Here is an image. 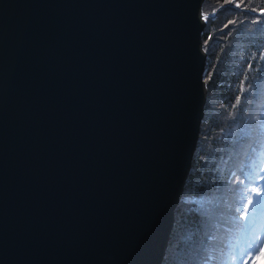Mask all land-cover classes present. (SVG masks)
Masks as SVG:
<instances>
[{
    "label": "water",
    "instance_id": "water-1",
    "mask_svg": "<svg viewBox=\"0 0 264 264\" xmlns=\"http://www.w3.org/2000/svg\"><path fill=\"white\" fill-rule=\"evenodd\" d=\"M202 0H0V264H159L205 93Z\"/></svg>",
    "mask_w": 264,
    "mask_h": 264
},
{
    "label": "trees",
    "instance_id": "trees-1",
    "mask_svg": "<svg viewBox=\"0 0 264 264\" xmlns=\"http://www.w3.org/2000/svg\"><path fill=\"white\" fill-rule=\"evenodd\" d=\"M262 9L264 0L201 2L207 16L200 33L205 51L203 116L159 264H217L210 255L218 253L229 235L233 241L238 236L227 222L240 187L232 174L244 178V171L259 170L264 161ZM232 252L223 248L220 264ZM254 264H264V259Z\"/></svg>",
    "mask_w": 264,
    "mask_h": 264
},
{
    "label": "snow or ice",
    "instance_id": "snow-or-ice-1",
    "mask_svg": "<svg viewBox=\"0 0 264 264\" xmlns=\"http://www.w3.org/2000/svg\"><path fill=\"white\" fill-rule=\"evenodd\" d=\"M229 2H232V0H229ZM235 6L240 7L241 4L237 3ZM262 12H264V9H262ZM204 19L207 20V16ZM261 58L264 59V56ZM243 91L245 89L242 86L241 92ZM237 104H239V97L237 98ZM255 119L260 120L261 117L257 116ZM232 175L240 187L233 197L235 206L234 208L230 207V211L233 212L230 220L232 225L230 232L234 231L238 236L233 241V237L229 235L221 242V250L225 247L233 249L228 261L224 264H237V262L247 264V260L260 248L264 247V161H262L259 170L244 171V178H240L235 172ZM237 249L239 255H236ZM217 264H220V262H217Z\"/></svg>",
    "mask_w": 264,
    "mask_h": 264
},
{
    "label": "rangeland",
    "instance_id": "rangeland-1",
    "mask_svg": "<svg viewBox=\"0 0 264 264\" xmlns=\"http://www.w3.org/2000/svg\"><path fill=\"white\" fill-rule=\"evenodd\" d=\"M228 3H229V0H228ZM202 13H203V16L205 17V12L202 11ZM261 157H262V160H263L264 156L261 155ZM227 222H228L229 227L232 228L231 223H229L230 221L227 220ZM227 222L225 221V223H227ZM227 235H229V232L227 234L223 235V237H226ZM221 249L222 248H220V250L218 251V253L215 252L216 253L215 255L214 254L213 255H210V258L212 260L214 259L216 261L215 263L220 262V260H221L220 259L221 258V254H222V250ZM263 256H264V247L260 248L250 259H248L247 260V264H254V262H256V261L259 262L260 260H263L264 259ZM210 258L208 259L209 260V263H210Z\"/></svg>",
    "mask_w": 264,
    "mask_h": 264
},
{
    "label": "bare ground",
    "instance_id": "bare-ground-1",
    "mask_svg": "<svg viewBox=\"0 0 264 264\" xmlns=\"http://www.w3.org/2000/svg\"><path fill=\"white\" fill-rule=\"evenodd\" d=\"M164 255V254H163ZM163 257V256H162ZM162 259V258H161Z\"/></svg>",
    "mask_w": 264,
    "mask_h": 264
}]
</instances>
